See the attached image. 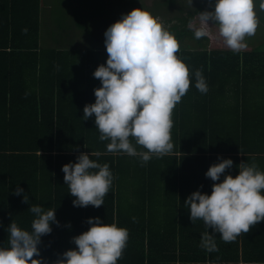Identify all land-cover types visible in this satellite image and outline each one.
Returning a JSON list of instances; mask_svg holds the SVG:
<instances>
[{"label":"trees","instance_id":"trees-1","mask_svg":"<svg viewBox=\"0 0 264 264\" xmlns=\"http://www.w3.org/2000/svg\"><path fill=\"white\" fill-rule=\"evenodd\" d=\"M164 2L173 8L169 14L158 7L160 2L148 11L163 17L180 43L178 56L190 76L195 69L202 71L208 92L197 90L192 79L172 113L174 151L142 163L138 157L107 152L109 141L99 140L94 115L83 119V108L95 102L99 85H87L76 67L91 56L107 59L106 47L43 46L42 0H0V244L7 246L11 221L30 230L34 216L28 208L38 204L55 208L59 221L38 245L46 264L76 247L72 237L88 230L89 217L128 229L117 264H264V221L230 243L216 233L219 250L207 252L200 247L204 222L192 223L184 206L193 191L210 194L214 181L205 173L218 158L233 160L225 170L233 176L246 161L264 171V49L254 42L248 43L250 50L238 52L209 49V38L195 39L188 27L207 2L196 8L188 0ZM91 151L102 153L91 158L109 164L113 183L100 207L73 206L62 166ZM178 171L184 181L180 191L163 186ZM17 185L24 190L20 195L14 191Z\"/></svg>","mask_w":264,"mask_h":264},{"label":"clouds","instance_id":"clouds-1","mask_svg":"<svg viewBox=\"0 0 264 264\" xmlns=\"http://www.w3.org/2000/svg\"><path fill=\"white\" fill-rule=\"evenodd\" d=\"M188 3L192 6V0ZM258 10H264V0H214L211 11L196 14L199 24L189 21L188 27L199 40L209 37V29L215 26L224 44L238 52L247 47L245 38L256 33ZM104 36L106 63L93 72L101 83L94 89L95 102L84 106L83 119L94 115L99 140L109 141L107 152L138 157L142 163L153 155L171 154L173 110L193 78L195 88L207 93L206 78L200 69L190 76L188 65L178 56V38L148 10L134 8L122 14ZM101 155L99 151L81 152L76 162L62 166L68 192L75 197L73 206L104 204L114 176L108 163L91 158ZM218 159L205 173L219 181L211 185L210 194L198 189L184 201L192 223L198 219L204 222L200 247L207 252L219 250L216 233L230 243L264 221V171L254 161H246L237 165L239 172L233 176L225 172L232 168L233 160ZM14 191L20 195L24 190L17 185ZM23 200L28 203V196ZM28 210L34 216L30 230L11 221L6 229L7 246L0 244V264H46L38 245L43 235L52 232V225L59 224L55 208L45 210L32 204ZM86 222L88 230L72 237L76 247L60 254L54 264H117L127 245L128 229L105 223L100 217H89Z\"/></svg>","mask_w":264,"mask_h":264},{"label":"rangeland","instance_id":"rangeland-1","mask_svg":"<svg viewBox=\"0 0 264 264\" xmlns=\"http://www.w3.org/2000/svg\"><path fill=\"white\" fill-rule=\"evenodd\" d=\"M132 2V0H121L119 2H116V0H42L44 17L49 14L52 20L43 19L41 24L42 45L48 46L47 41L51 38L49 34L52 32L54 38L58 39V42L53 43L56 47L67 45L64 48L68 50H78L80 47L87 50L106 47L104 33L111 24L121 18L122 14H127L134 8L154 10L157 2H160L158 4L159 8L166 7L164 0H138L135 3ZM203 2H207L205 10L211 11L214 0H192V5L196 8L197 4L202 5ZM166 3H168L167 6L173 4L172 1ZM172 9L166 7L167 13L169 14ZM257 15L259 25L256 33L253 36L246 37L247 47L242 50H250L252 47L248 43L251 42L264 49V10H258ZM169 16H174V13H170ZM156 17H159L162 22L164 21L163 17ZM49 23H51L50 27ZM192 23L199 24L197 16H195ZM211 23L209 21L210 26ZM209 31V49H230L224 44L223 38L218 35L217 27L213 26Z\"/></svg>","mask_w":264,"mask_h":264},{"label":"crops","instance_id":"crops-1","mask_svg":"<svg viewBox=\"0 0 264 264\" xmlns=\"http://www.w3.org/2000/svg\"><path fill=\"white\" fill-rule=\"evenodd\" d=\"M43 19L44 20L47 19L48 21H52L51 18H50V16H49V14L48 15H45V17H44V15H43V8H42V22H43ZM50 25H51V23H49V27H50ZM49 35L51 36V38H49V41H47L48 46L55 47V48H60V49H65L64 47H66L67 45H65V46L64 45H61L60 47H56L53 43L54 42H58V39H56V38L53 37L52 32ZM59 41H60V39H59ZM60 43H62V42L60 41ZM104 48L105 47H98V48H95V50H97V49L100 50V49H104ZM71 50H74V49H71ZM78 50H87V49H84V48L80 47ZM104 60H106V58L104 56H100L98 59H97V57H92L91 56V59L89 61H87V60L85 61L83 67L77 64L78 66L76 67V69L79 70V72H80V74L82 76L81 78L83 80H85V83H87V85L89 84V85H92V86H95V87L98 86V85L100 86V83L101 82H100V80L98 78H95L93 76V72L95 71V69L100 64L105 63ZM185 180H186L185 181V184H186V182L188 184V181L189 182L191 181L188 178H186ZM204 181H207L208 183L210 182L209 180H206V179ZM183 182L184 181L182 179V174H181V172L178 171V172L175 173V175L173 174L172 176H169L168 181L165 184H163V186L164 185H167L170 189L175 190L177 188V191H180V187H181V184ZM216 182H214V183H216ZM189 185H190V183H189ZM191 191H193V190H191Z\"/></svg>","mask_w":264,"mask_h":264}]
</instances>
